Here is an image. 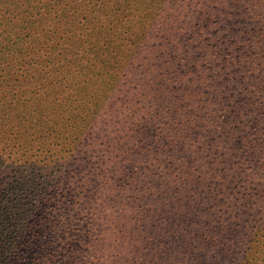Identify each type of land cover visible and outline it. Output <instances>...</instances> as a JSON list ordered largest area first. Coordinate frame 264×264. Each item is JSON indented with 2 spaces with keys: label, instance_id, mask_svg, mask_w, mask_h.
<instances>
[{
  "label": "trees",
  "instance_id": "16d2710c",
  "mask_svg": "<svg viewBox=\"0 0 264 264\" xmlns=\"http://www.w3.org/2000/svg\"><path fill=\"white\" fill-rule=\"evenodd\" d=\"M0 126V264H264V0H0Z\"/></svg>",
  "mask_w": 264,
  "mask_h": 264
},
{
  "label": "rangeland",
  "instance_id": "374dc122",
  "mask_svg": "<svg viewBox=\"0 0 264 264\" xmlns=\"http://www.w3.org/2000/svg\"><path fill=\"white\" fill-rule=\"evenodd\" d=\"M3 130H4V128L2 126H0V143L1 144L5 141V139L2 137V134H5V133L8 134V133L17 131L16 129H6L5 131H3ZM71 240H72L71 242H72V245H73L74 244V239L72 238ZM218 262H219V260H218ZM219 264H221V263H219Z\"/></svg>",
  "mask_w": 264,
  "mask_h": 264
}]
</instances>
